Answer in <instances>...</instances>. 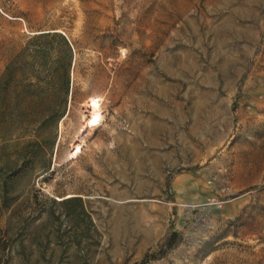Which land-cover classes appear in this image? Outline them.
Instances as JSON below:
<instances>
[{
    "label": "rangeland",
    "instance_id": "rangeland-1",
    "mask_svg": "<svg viewBox=\"0 0 264 264\" xmlns=\"http://www.w3.org/2000/svg\"><path fill=\"white\" fill-rule=\"evenodd\" d=\"M148 65L233 92L191 193L122 173V87ZM0 264H264V0H0Z\"/></svg>",
    "mask_w": 264,
    "mask_h": 264
},
{
    "label": "crops",
    "instance_id": "crops-1",
    "mask_svg": "<svg viewBox=\"0 0 264 264\" xmlns=\"http://www.w3.org/2000/svg\"><path fill=\"white\" fill-rule=\"evenodd\" d=\"M193 61L203 65L200 58ZM204 70L195 80L185 74L176 80L148 65L123 85L122 173L136 177L138 186L167 171L173 174L172 191L191 193L192 182H202L214 168L211 154L223 151L234 137L233 92H220L216 74Z\"/></svg>",
    "mask_w": 264,
    "mask_h": 264
},
{
    "label": "trees",
    "instance_id": "trees-1",
    "mask_svg": "<svg viewBox=\"0 0 264 264\" xmlns=\"http://www.w3.org/2000/svg\"><path fill=\"white\" fill-rule=\"evenodd\" d=\"M50 36H60L65 41L69 52L72 51L69 42L67 41V39L61 33H58V32H40V33L36 34L33 38L34 39H40V38L50 37ZM177 236H178L177 232H175V231L172 232L170 234V237H169L168 241L166 242V246H168V247L174 246L175 241H177L176 240Z\"/></svg>",
    "mask_w": 264,
    "mask_h": 264
},
{
    "label": "bare ground",
    "instance_id": "bare-ground-1",
    "mask_svg": "<svg viewBox=\"0 0 264 264\" xmlns=\"http://www.w3.org/2000/svg\"><path fill=\"white\" fill-rule=\"evenodd\" d=\"M99 106H100L99 98H97V97L90 98L89 108H90L93 115L91 117H89V119L87 120V125H86L87 127L92 126V125L97 123L98 115L96 114L95 111L99 108ZM75 151L76 152L79 151V146L76 147Z\"/></svg>",
    "mask_w": 264,
    "mask_h": 264
}]
</instances>
